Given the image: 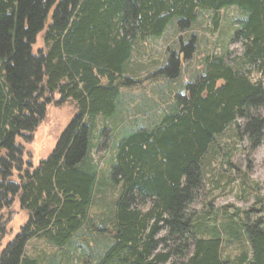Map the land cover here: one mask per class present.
Returning <instances> with one entry per match:
<instances>
[{"label": "trees", "instance_id": "trees-1", "mask_svg": "<svg viewBox=\"0 0 264 264\" xmlns=\"http://www.w3.org/2000/svg\"><path fill=\"white\" fill-rule=\"evenodd\" d=\"M228 7L246 15L232 40L241 42L245 63L264 73V0H0V215L16 198L28 215L0 250V264H37L25 252L29 240L65 248L89 222L95 176L81 168L91 149L85 120L118 116L120 90L134 84L123 74L134 42L162 36L171 20L185 31L197 11ZM193 50L191 39L182 57L171 55L154 76L175 80ZM205 59L204 75L174 96V112L120 140L109 172L120 194L111 227L99 230L112 243L94 264H264L261 198L226 212L220 228L210 225V203L197 215L189 209L203 194V160L216 137L231 125L238 131L244 119L237 136L247 138L250 152L264 138V117L251 112L264 106L262 84L222 57ZM51 103L74 104L78 113L33 168L23 142H32ZM146 203L151 207L143 213ZM242 235L251 256L244 248L225 255L226 244L236 248Z\"/></svg>", "mask_w": 264, "mask_h": 264}, {"label": "rangeland", "instance_id": "rangeland-1", "mask_svg": "<svg viewBox=\"0 0 264 264\" xmlns=\"http://www.w3.org/2000/svg\"><path fill=\"white\" fill-rule=\"evenodd\" d=\"M245 17V14L234 7L217 13L213 10H199L196 22L188 30H179L176 20H171L162 36L137 39L134 42L123 73L132 78L134 84L121 88L118 100H122V103L119 111L117 109L118 116L109 120L103 117H96L95 120L86 117L85 120L91 129V149L81 168L92 171L95 176L93 203L88 211L89 222L65 248L39 238L29 240L25 252L30 258L36 260L37 264H94L111 245V237L99 230L111 227L114 204L120 194V186H113L109 181L116 148L131 130L155 128L164 115L174 112V96L183 95L186 83L204 75L205 57L224 58L227 66L245 72L252 84L261 83L264 87V73L245 63L241 42L232 40L236 21H243ZM215 20L218 22L217 28H214ZM191 39L194 41V50L189 58L183 57L179 76L175 80H169L163 75L154 76L166 66L171 55L177 59L182 57V46H186ZM58 98L56 95V99ZM251 112L264 117V106ZM77 113L78 109L74 104L47 105L45 118L37 126L32 142H23L25 157L30 154L33 168L52 152L57 138ZM236 123L240 126L239 130L235 125L229 126L223 135L216 137L210 154L203 160L205 188L201 191L203 194L198 195L194 204L189 207L197 215L204 209L205 202L210 203L213 215L210 225L215 224L219 228L228 218L226 212L230 215L235 212V208H248L256 197L264 202V138L261 145L250 152L247 138L237 136L243 129L245 120L238 119ZM150 207V203H146L140 210L146 213ZM27 217L20 209L17 198L9 208L2 210L0 224L6 222L7 236L0 241V250L18 234ZM163 233H158L157 237ZM243 235L240 245H235L236 248L232 247L234 244H226L225 255L233 257L242 248L251 254L250 245Z\"/></svg>", "mask_w": 264, "mask_h": 264}]
</instances>
